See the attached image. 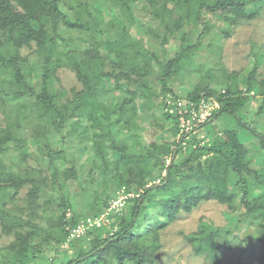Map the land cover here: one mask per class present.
<instances>
[{"label": "trees", "instance_id": "1", "mask_svg": "<svg viewBox=\"0 0 264 264\" xmlns=\"http://www.w3.org/2000/svg\"><path fill=\"white\" fill-rule=\"evenodd\" d=\"M263 7L264 0H0V227L13 237L0 264H157L162 231L208 200L239 214L236 228L256 232L240 239L204 218L185 235L196 254L223 264L237 244L249 264H264V124L259 131L254 119L264 114V47H253L251 70L196 68L200 51L216 57L215 41ZM147 33L159 44L148 45ZM63 67L81 84L71 93L58 76ZM182 68L187 94L174 84ZM178 98L219 102L204 138H178L179 116L167 110ZM255 98L259 106L247 112ZM148 131L155 141L147 143ZM120 193L129 196L111 209ZM107 213L109 223L64 247L68 227Z\"/></svg>", "mask_w": 264, "mask_h": 264}, {"label": "rangeland", "instance_id": "2", "mask_svg": "<svg viewBox=\"0 0 264 264\" xmlns=\"http://www.w3.org/2000/svg\"><path fill=\"white\" fill-rule=\"evenodd\" d=\"M120 2L123 0H119ZM262 5V4H261ZM137 13L147 20L144 16L143 10L141 8L137 9ZM146 40L148 45L155 46L159 44V39L154 38L150 33H147ZM217 47L216 57H214L209 50V47L204 48L200 51V55L197 57L196 68H199V73H205L207 64L217 62L221 69L227 72H242L244 70H251L254 64V58L252 56L253 47H264V7L260 12L259 16L249 23L242 24L236 29H234L231 35H228L223 40L215 41ZM182 46L180 40L173 41L169 44V48L173 51L179 50ZM30 52L28 48H23L22 53L27 55ZM199 66H202L201 68ZM187 70L182 68L178 71L177 78L174 82L176 86V92L179 94H187L188 90V73ZM58 76L60 77L61 85L64 90L71 93L72 88H80L76 74L69 68L63 67L58 71ZM258 78H264V63L258 69ZM184 85V86H183ZM198 91H203V85H196ZM260 101L255 98L248 105L245 110L248 112L252 109L258 107ZM251 111V110H250ZM255 127L261 131V125L264 124V114L257 115L254 117ZM219 119L215 121L219 127ZM235 123L233 122L232 125ZM4 115L0 112V126H4ZM226 126V123H225ZM222 128V127H221ZM246 134V133H245ZM145 139L147 143L155 141V134L148 131L145 133ZM30 163L34 162L33 159L29 160ZM27 189H23L20 197H24ZM123 193L118 195L121 196ZM117 197V198H118ZM116 198V199H117ZM239 214H235L232 210L216 200L203 201L198 207H196L191 213H182L177 219L169 225L165 230L162 231V248L159 251V260L157 264H212L210 260L205 255H198L194 251L193 246L185 238V235L194 233L198 230L200 222L202 219H209L217 227H232L234 230V236H238L240 239H248L256 232L254 227L247 225L237 227V218ZM13 240L12 236L3 235L0 227V248L1 246L8 244ZM223 264H249V258L247 254H244L242 248H239L235 244L231 249L224 252L222 256Z\"/></svg>", "mask_w": 264, "mask_h": 264}, {"label": "built area", "instance_id": "3", "mask_svg": "<svg viewBox=\"0 0 264 264\" xmlns=\"http://www.w3.org/2000/svg\"><path fill=\"white\" fill-rule=\"evenodd\" d=\"M220 104L216 100L202 99L199 102L189 100L187 98L170 99L167 102V110L179 116L181 135L178 136L180 140L190 138L189 134H201L204 138L203 125L209 123L214 117L215 113L219 110ZM185 134V135H184ZM204 143V142H203ZM185 144V142H183ZM168 164L172 163L171 159L167 160ZM164 175L167 174L165 170ZM129 195L122 194L117 199L111 202V209H117L125 202ZM105 223H109L108 213L102 215L100 218L89 217L74 227H68L69 236L64 244V247H69L70 241L80 239L86 236L90 228L97 226L100 227Z\"/></svg>", "mask_w": 264, "mask_h": 264}]
</instances>
